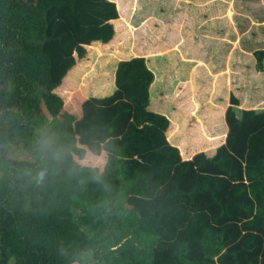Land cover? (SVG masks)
Segmentation results:
<instances>
[{
    "label": "trees",
    "instance_id": "obj_1",
    "mask_svg": "<svg viewBox=\"0 0 264 264\" xmlns=\"http://www.w3.org/2000/svg\"><path fill=\"white\" fill-rule=\"evenodd\" d=\"M166 1L0 0V264H264V108Z\"/></svg>",
    "mask_w": 264,
    "mask_h": 264
},
{
    "label": "rangeland",
    "instance_id": "obj_2",
    "mask_svg": "<svg viewBox=\"0 0 264 264\" xmlns=\"http://www.w3.org/2000/svg\"><path fill=\"white\" fill-rule=\"evenodd\" d=\"M144 15L149 14V21L156 22L155 27L158 31H164V28L170 30V22L174 12L173 5L165 3L163 0H141ZM201 4L197 0H188L187 4H180L182 14L188 15L189 9L193 4ZM199 16H205L204 22L197 16L200 24L195 29L189 26L191 30V39L195 37L200 40L202 54H199V60L204 59L212 62L210 71L216 72L217 76H226V85L223 88L226 94H234L238 97L243 109L252 110L264 108V69L256 70V57L254 53L258 50L264 51V0H204ZM188 10V12L186 11ZM156 12L153 16V12ZM173 12V13H172ZM256 16V19L253 16ZM184 15V16H185ZM212 16V17H211ZM165 21V26L161 22ZM179 20L177 17L173 20ZM173 27V26H172ZM173 30V29H172ZM179 33H181L179 31ZM167 44L179 49L178 55L182 49L174 40H166ZM195 44V41H192ZM164 44V42L162 43ZM147 54V46L143 47ZM200 51V52H201ZM190 54L194 53V48L189 49ZM143 55V54H142ZM143 55V56H144ZM173 59H182L175 57ZM206 63V62H205ZM169 77L170 71H165ZM216 79H212L209 85L210 96L214 99V87ZM223 83V80H221Z\"/></svg>",
    "mask_w": 264,
    "mask_h": 264
},
{
    "label": "crops",
    "instance_id": "obj_3",
    "mask_svg": "<svg viewBox=\"0 0 264 264\" xmlns=\"http://www.w3.org/2000/svg\"><path fill=\"white\" fill-rule=\"evenodd\" d=\"M242 104H243V103H242ZM242 104H240V108H242V109H243V108H244V106H243Z\"/></svg>",
    "mask_w": 264,
    "mask_h": 264
},
{
    "label": "clouds",
    "instance_id": "obj_4",
    "mask_svg": "<svg viewBox=\"0 0 264 264\" xmlns=\"http://www.w3.org/2000/svg\"><path fill=\"white\" fill-rule=\"evenodd\" d=\"M242 109V108H241Z\"/></svg>",
    "mask_w": 264,
    "mask_h": 264
}]
</instances>
